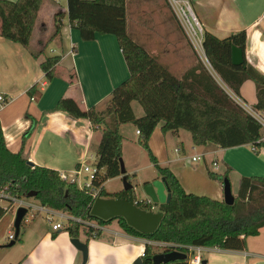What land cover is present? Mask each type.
Returning a JSON list of instances; mask_svg holds the SVG:
<instances>
[{
  "label": "trees",
  "instance_id": "1",
  "mask_svg": "<svg viewBox=\"0 0 264 264\" xmlns=\"http://www.w3.org/2000/svg\"><path fill=\"white\" fill-rule=\"evenodd\" d=\"M45 0H0V37L19 44L38 60L45 55L48 45L62 30L63 13L54 16V31L46 45L33 49L31 44L39 12ZM68 18L71 26L78 30L83 42H92L97 35L115 36L129 70V78L117 86L110 95L105 108L84 109L72 98L60 99L54 111L64 112L74 119L89 120L102 138L97 149L99 173L94 189H100L103 198L130 200L132 191L122 190L108 194L105 183L121 176L120 159L123 156L124 138L120 133L123 125H134L140 132L138 144L147 152L151 164L161 177L167 180L171 190V201L164 205H152L146 200H137L144 210L158 207L164 219L154 234H142L128 226L123 218L103 221L91 215L93 191L80 189L76 184L61 179L55 169L31 165L24 154L11 152L6 144L0 121V191L5 190L16 199L34 197L42 207L68 213L82 221L97 222L104 227L118 221L121 229L129 236L147 242L168 243L172 246H193L217 248L223 251H244L247 239L257 237L264 229V177H242L235 204L227 205L207 196L187 193L179 179L169 168L159 165L149 141L161 126L163 134L187 131L196 147L231 149L250 146L256 155L264 150L261 141L260 124L217 82L216 75L233 96L241 99V88L247 81H253L257 91L254 109L264 112V75L259 73L245 59L241 66L232 62V49L237 47L245 53L247 32L241 31L228 38L220 39L205 30L204 51L213 73L198 59L197 63L182 77L174 75L158 57L147 50L133 34L128 33L127 0H68ZM62 56L45 57L40 66L46 80L56 78L57 66ZM75 75H70L74 84ZM28 94L40 98L42 92L33 86ZM138 102L145 114L137 117L132 104ZM244 102V101H243ZM104 171V173H102ZM231 168L222 177L209 171L213 180H230ZM221 176V175H220ZM222 178V179H220ZM131 176L128 175V181ZM8 210L0 206V221ZM26 228L24 229V233ZM70 238L85 237L87 245L91 240L102 239L103 231L85 226L84 223L69 221L63 230ZM21 231L15 245L22 242ZM55 238V235H53ZM14 245V246H15ZM166 252L172 248L165 247ZM178 260L169 264H189ZM156 255L150 244L144 248V264H153ZM21 261L18 264H22Z\"/></svg>",
  "mask_w": 264,
  "mask_h": 264
},
{
  "label": "crops",
  "instance_id": "2",
  "mask_svg": "<svg viewBox=\"0 0 264 264\" xmlns=\"http://www.w3.org/2000/svg\"><path fill=\"white\" fill-rule=\"evenodd\" d=\"M129 1L127 0V26ZM190 1L205 30L218 38L225 39L241 31L247 32L245 59L264 75V0ZM57 13H63L65 17L62 21L61 33L51 42L53 55H47L46 49L45 55L36 60L21 45L0 37V94L10 99L8 105L0 111V121L7 147L11 152L18 153L24 149L26 158L34 165L51 167L59 171L58 169L71 165L79 169L81 164L88 159L85 151L93 144L98 147L102 138L101 132H96L89 120L74 119L64 112L54 111L60 99L72 98L84 109L95 107L103 110L110 99L111 92L129 78V70L115 36L97 35L92 42L81 40L79 31L71 26L67 15L68 0H45L36 22L31 44L33 49H40L46 45L54 31V16ZM132 34L178 77H182L197 63L194 61L192 50L186 47L185 40L179 36L167 32L159 34L157 30L151 28L146 31L143 42L137 31ZM71 51L74 53L71 54ZM55 55L62 56V61L57 66L56 78L48 82L40 64L45 57ZM70 75H75L72 85ZM33 86H37L42 92L40 98L29 96L28 91ZM241 96L249 104L244 102L245 105L255 107L257 91L253 81L244 83ZM133 130L135 135H133ZM137 131V128L131 124L120 128V133L124 138L122 159L127 174L134 176L136 180V184L130 182L136 187V196L141 193L144 197L140 200H146V195L142 190L143 183L162 177L155 169V173L149 178H141L139 177L140 170L135 168L133 163L127 164L125 132L130 137L128 139L133 140V137L138 135ZM182 132L183 130L178 134L172 132L163 134L159 126L154 131L149 146L159 165L169 168L187 193L224 201L223 185L214 183L205 176L204 172L207 174L210 169L207 163L208 156L211 157L210 160H213L212 163L217 162L218 166L215 167L217 171L219 163L225 172L227 168H231L230 177L236 174L238 182L244 176L264 177V150L260 155H256L249 151L250 146L231 149L203 147L204 152L201 156H204L205 162L201 166L194 167L191 160L195 156L189 159ZM173 139L176 142L179 141L182 146L173 150L172 147L175 144ZM195 148L196 146L192 147V150ZM182 153L187 157H184ZM116 179L123 182L122 176ZM10 211L8 210L7 213ZM9 225L12 229V224ZM27 231L26 227L24 236ZM118 234V238L114 241L105 240L107 242L103 245V250L117 253L128 259V264H133L138 257L142 256L145 240L125 233L118 232ZM53 235L52 240L60 237L55 235L53 238ZM63 235L71 239L68 233L64 232ZM95 241L97 240H91L88 246L95 244ZM136 245L142 246L140 253L134 248ZM204 249L203 257L207 264H264V229L259 236L247 239V248L244 251ZM91 259L98 261L100 256L97 252L92 253L89 248V261ZM25 260H22L23 263ZM110 262L117 264L115 258ZM72 264H82L81 253L72 261Z\"/></svg>",
  "mask_w": 264,
  "mask_h": 264
},
{
  "label": "rangeland",
  "instance_id": "3",
  "mask_svg": "<svg viewBox=\"0 0 264 264\" xmlns=\"http://www.w3.org/2000/svg\"><path fill=\"white\" fill-rule=\"evenodd\" d=\"M128 11L129 23L127 30L130 35L133 32L137 31V33L140 35L139 37L141 41L144 42V36L148 29L154 28L159 32V34L167 32L168 34L179 36L180 38L185 40L186 47L190 48L194 54L193 58L195 62L198 59L205 60L204 54H202V50L200 48L194 47L191 39L189 38L186 30L182 26L168 0H130ZM51 44L52 43L49 44V47L46 50L47 55H53V53L51 52L53 46ZM220 83L222 87L227 89L225 85L222 84V82ZM241 99L242 101H244L242 96ZM244 102L246 103V101ZM132 107L137 117L144 116L145 112L138 102H133ZM182 133H184L183 143L186 146L188 156H190L189 159H192L193 156L197 158L200 157L201 154L204 152L203 147H196L195 150H192V147H194V145L191 144V134L187 131H183ZM133 135H135L134 130ZM125 137L127 138L125 143V156L127 158V164L130 165V163H133L134 167L140 170L139 177L149 178L153 173H155V168L153 167V165H151L150 158L147 152L138 144L139 136L137 135L133 137V140H129L128 138L130 137L127 135V132H125ZM173 140L172 142L175 141ZM176 143H178L179 145ZM180 146H182V144L179 143V141H175V144L172 148L174 150L175 148H179ZM97 148L98 147L93 144L92 146H90V149L85 151V153L87 152L88 154V159L86 161L88 164H91L92 161H96L98 159ZM249 151L251 153H254L252 148H249ZM91 155L94 156V160H90L89 157ZM184 155L185 154H183V156ZM184 157H187V155ZM207 158L208 167L210 168L209 171L215 173L219 177H222L225 171L221 167V163H219V170L217 171V169H215V167L213 166V160H210L211 157L208 156ZM204 162V160H199L197 162H192L191 160V164L194 167L201 166ZM71 166H64L58 170L62 174H67L71 176L77 171L75 165H73V167ZM102 173H104V171H102ZM204 173L205 176L209 179V172H207V174L206 172ZM236 177V174H233L230 177L234 195H238L239 192V182ZM86 178L87 175L85 173L81 174L80 179L83 184H86ZM211 180L214 183H219L220 185H222L219 180ZM130 181L131 183L136 184L134 176H131ZM105 189L108 194H115L124 189V183L116 178L111 179L105 183ZM134 197L137 201L143 199L144 196L143 194L138 193L137 196L135 194ZM22 200L33 204L36 209L29 210V213L22 224L21 231L24 233V229L26 227L28 230L23 238V242H18L15 246L11 248H8L7 246L11 243V240H9L10 234H15L14 221L16 213L18 211L17 205H15L13 209L8 212L4 219L0 222V264H16L24 259L26 260L23 264H72V261L75 260L78 255H80V252L72 245L71 239L69 240L68 238L64 237V232L61 233V231H52V226L47 222L45 213L39 210L41 205L35 198L24 197ZM2 205L5 206L7 204L2 203ZM154 211L158 212V207H155ZM84 222L91 223V225H96L99 227V224L97 222ZM10 223L13 226L12 229L9 225ZM68 223L69 222L64 223V225L67 227ZM85 226L88 225L85 224ZM104 229L105 230L103 231L102 239L97 240L95 241V244H90L88 246L92 253L97 252V254H99L100 260L93 261V259H91L89 261L88 259L87 264H112L110 261L113 258L116 259L117 264H128L129 260L124 257H121V255L103 250V245L106 244L107 241L111 242L118 238V232L125 233L121 229L119 222L115 221L110 225L104 226ZM53 234L60 237L56 240H52L51 237ZM80 239H83V241H85V237L83 236ZM145 243L148 242L145 240ZM150 245L152 246L153 251L156 254L166 252L165 247H163L162 245L156 243H152ZM110 246L113 247L114 245ZM134 248L137 250L138 253H140L142 250L141 245H136ZM168 248L169 247H167V249ZM189 257L192 256L189 255Z\"/></svg>",
  "mask_w": 264,
  "mask_h": 264
},
{
  "label": "water",
  "instance_id": "4",
  "mask_svg": "<svg viewBox=\"0 0 264 264\" xmlns=\"http://www.w3.org/2000/svg\"><path fill=\"white\" fill-rule=\"evenodd\" d=\"M232 62L235 66H241L245 62V53L243 50L233 47L232 49ZM33 165L32 162H29ZM121 176L124 183L125 191H132L133 197L130 200L121 198H97L91 208V215L99 218L103 221H109L114 218H123L127 222L128 226L135 229L142 234H154L161 225L164 215L154 211V207L151 210H144L139 208L138 201L135 200L136 187L128 181V174L123 159H120ZM224 202L232 206L235 204V196L233 194L231 181L229 179L224 180ZM142 190L146 195V201L152 205H164L171 201V190L165 178H156L150 182H144ZM37 196L36 192L28 194L29 198ZM28 214L26 208H19L15 221L14 229L16 238L21 232L22 224ZM72 245L82 254V264H87L89 259V247L86 242L79 238L71 239ZM15 245V241H12L8 247L11 248ZM188 255L184 252L174 250L171 252H165L156 254L152 258L153 264H169L178 260H186ZM133 264H144L143 257H138ZM202 264H207L206 260H203Z\"/></svg>",
  "mask_w": 264,
  "mask_h": 264
},
{
  "label": "built area",
  "instance_id": "5",
  "mask_svg": "<svg viewBox=\"0 0 264 264\" xmlns=\"http://www.w3.org/2000/svg\"><path fill=\"white\" fill-rule=\"evenodd\" d=\"M168 1L170 5L172 6L175 14L177 15L179 21L181 22L182 26L186 30L194 47L200 48L202 50V54H204L205 60L203 59L201 60L203 61V63H205V65L208 67L211 73H213V70L211 69L208 63V60L206 58L204 46H203L205 28L200 22L198 16L196 15L192 2L190 0H168ZM73 53L74 51H71V54ZM214 77L219 83V85H221L220 82L222 81L216 75H214ZM218 79L220 82L218 81ZM222 88L227 93H229L260 124L261 135H262L261 141L264 142V112L257 111L252 107H248L247 105L244 104L243 101L233 96V94L229 91L227 87H226L227 89H225L224 87ZM9 102H10V99L7 96L0 94V111H2L8 105ZM137 134L140 135V132L137 131ZM89 158L90 160H94L93 155H91ZM203 158L204 156H200L198 158L193 157L192 160L196 162L199 160H203ZM97 161L98 159L96 161H92L91 164L84 162L83 164H81L80 168L76 169L77 171L71 176L61 173L62 180L68 183H71V184H76L80 189H88V190L93 191V204L97 198L101 197L99 195L100 189L95 190L93 188L94 181H96L98 173L100 172L99 168L97 167ZM213 166L217 168L218 164L216 161L213 162ZM83 173L87 175L86 184H83L80 179V176ZM2 203H5L7 205L3 206ZM15 205H17L18 209L21 207L26 208L28 210V213H29V210L36 209V207L33 204L25 202L22 199H16L10 196L5 190H1L0 191V206H3L5 210H12ZM39 210L45 213L46 220L52 226L53 232L63 231L66 227L64 223H67L69 221L84 223L88 225L87 227H91L96 230H101V231L105 230L104 227L102 228L101 226L98 227L96 225H91V223L84 222L81 219L73 218L68 213L63 212V211H58V210H54V209L46 208L42 206L39 208ZM9 240H11V242L14 241L15 234L11 233L9 236ZM152 243L154 242H150L149 244H152ZM156 244L162 245L163 247L172 248L169 252L174 251V250H178L181 252H183V250L188 251V254L192 256V257H189V264H202L204 260L203 253L205 249L203 247L182 246V245L172 246V244H168V243H156ZM143 256H144V252L142 253V257Z\"/></svg>",
  "mask_w": 264,
  "mask_h": 264
},
{
  "label": "bare ground",
  "instance_id": "6",
  "mask_svg": "<svg viewBox=\"0 0 264 264\" xmlns=\"http://www.w3.org/2000/svg\"><path fill=\"white\" fill-rule=\"evenodd\" d=\"M15 239H16V235H15ZM15 241V240H14Z\"/></svg>",
  "mask_w": 264,
  "mask_h": 264
}]
</instances>
